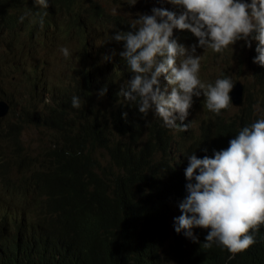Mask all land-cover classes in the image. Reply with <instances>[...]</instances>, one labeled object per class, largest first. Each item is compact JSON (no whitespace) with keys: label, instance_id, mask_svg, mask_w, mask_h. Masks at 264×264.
<instances>
[{"label":"trees","instance_id":"1","mask_svg":"<svg viewBox=\"0 0 264 264\" xmlns=\"http://www.w3.org/2000/svg\"><path fill=\"white\" fill-rule=\"evenodd\" d=\"M52 4L59 14L53 20V46L58 33H68L66 40L77 46L71 74L60 85L50 89L42 76H28L43 83L51 105L32 99L17 115L6 98L11 110L0 119V264H171L161 255L185 236L174 230L175 214L166 205L181 178L156 183L143 174L137 142L146 127L144 115L133 104L119 103V90L132 74L116 47L123 42L96 43L91 31L99 23L97 14L73 6L64 10L60 0ZM23 10L17 0H0V22L17 27L27 19H18ZM128 27L125 19L118 25L120 30ZM11 44L25 47L21 40ZM236 57L243 62L247 52L232 53ZM256 75L264 94V71ZM223 76H232L231 69ZM101 88H106L103 96ZM73 95L80 99L79 108L71 105ZM28 127L46 135L36 150L25 145ZM228 134L218 130L203 148L227 147L222 145ZM152 142L161 140L152 137ZM101 150L110 158L107 166L95 156ZM206 230L194 228L199 237ZM252 246L229 259L225 248L213 244L203 250L196 243L178 250L173 264H264V225Z\"/></svg>","mask_w":264,"mask_h":264},{"label":"clouds","instance_id":"2","mask_svg":"<svg viewBox=\"0 0 264 264\" xmlns=\"http://www.w3.org/2000/svg\"><path fill=\"white\" fill-rule=\"evenodd\" d=\"M17 1L24 7L18 19L23 21L26 15L27 19L12 28L0 22L5 44L21 40L25 31L33 36L35 27L27 28L31 18H38L36 26L45 25L46 32L53 31V20L59 16L52 4L55 0ZM60 2L64 10L73 6L80 13L99 16L97 28L91 31L93 38L96 32L100 36L112 33L109 39L123 42L118 54L132 74L126 75L119 90V103L133 104L144 115L146 127L137 142L144 157L143 174L156 183L170 184L181 178L166 208L175 214L174 230L185 237L167 247L163 261L167 257L173 264L178 250L196 243L203 250L213 244L225 248L229 259L247 248L252 250L255 232L264 225V94L256 78L258 70L264 71V0H149L144 9L136 8L137 0H115V9L102 0ZM129 13H134L130 21ZM123 19L130 30L118 28ZM58 34L56 42L68 37V33ZM238 40L245 42L239 54L247 52V57L243 62L236 57L241 67L237 76L222 77L226 68L231 69L228 66L204 81L199 76L197 47L238 53L234 45ZM59 51L69 56L68 47L61 45ZM38 82L36 87L32 84L36 91ZM239 86L240 103L235 104L233 94ZM105 92L101 88L99 95ZM0 100L10 105L3 95ZM39 102L51 105L50 97L44 95ZM71 105L80 107L78 96H72ZM233 108L237 109L234 113ZM224 129L231 132L224 135L230 137L222 145L227 147L203 148ZM39 133L40 139L46 137L43 130ZM152 137L161 143L152 142ZM190 148L194 151L188 153ZM95 156L102 166L108 165L106 152ZM196 227L206 228V235L197 236Z\"/></svg>","mask_w":264,"mask_h":264},{"label":"rangeland","instance_id":"3","mask_svg":"<svg viewBox=\"0 0 264 264\" xmlns=\"http://www.w3.org/2000/svg\"><path fill=\"white\" fill-rule=\"evenodd\" d=\"M105 6L115 9V0H102ZM149 0H137L135 6L137 9H144L148 5ZM163 3H168V0H162ZM174 11H181L180 8H174ZM121 11H125V6L121 7ZM134 18V13H129L127 19L130 21ZM37 19L31 18L29 26L35 27L33 36H30L28 31H25L21 38V44H5L3 36L0 35V95L12 101L14 111L17 115L20 114L22 107L28 100L38 99L44 95L48 98L50 93L46 91L43 93V83L38 84L37 91L32 85L35 80L28 79L35 75H42V79L50 88L51 85L60 83L71 74V66L69 67L72 59V52L75 51L77 43L68 41L66 39L59 40L56 45L51 44V28L46 32L45 25L40 27L36 26ZM19 34L22 30L18 31ZM46 33L47 36H44ZM112 33H105L99 35L95 33V40L97 43L110 44L113 40L109 39ZM73 35V34H72ZM198 40V39H197ZM66 46L69 49V56L65 58L59 51V46ZM235 47L240 50L245 48V42L238 40L235 42ZM119 45L117 44L116 47ZM9 49V50H8ZM119 51L122 47L117 48ZM201 54V66L199 69V76H202L206 81L213 74V77L221 74L222 67H231L235 69L232 71L233 76H237L239 61L237 58H231L232 52L230 49L224 50L222 53L212 52L210 49L197 47V53ZM227 58H230L226 63H222ZM74 63V59L72 64ZM71 64V65H72ZM51 89V88H50ZM237 109L233 108L231 112H236ZM38 128L28 127L23 131V138L25 145L28 148L35 150L42 146L43 141L40 139Z\"/></svg>","mask_w":264,"mask_h":264},{"label":"water","instance_id":"4","mask_svg":"<svg viewBox=\"0 0 264 264\" xmlns=\"http://www.w3.org/2000/svg\"><path fill=\"white\" fill-rule=\"evenodd\" d=\"M240 98H241V86H239L233 94V99L235 104L240 103ZM9 111H10V105L4 100H0V118L5 117L9 113Z\"/></svg>","mask_w":264,"mask_h":264}]
</instances>
